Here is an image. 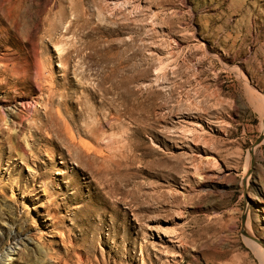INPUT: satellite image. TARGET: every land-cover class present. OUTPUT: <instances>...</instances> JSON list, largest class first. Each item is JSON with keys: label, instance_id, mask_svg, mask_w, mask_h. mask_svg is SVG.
Instances as JSON below:
<instances>
[{"label": "rangeland", "instance_id": "obj_1", "mask_svg": "<svg viewBox=\"0 0 264 264\" xmlns=\"http://www.w3.org/2000/svg\"><path fill=\"white\" fill-rule=\"evenodd\" d=\"M248 232L264 0H0V264H264Z\"/></svg>", "mask_w": 264, "mask_h": 264}, {"label": "bare ground", "instance_id": "obj_2", "mask_svg": "<svg viewBox=\"0 0 264 264\" xmlns=\"http://www.w3.org/2000/svg\"><path fill=\"white\" fill-rule=\"evenodd\" d=\"M29 106H31L30 103L22 102L21 104H19V107L22 110L28 108ZM247 234L254 245V249L257 251L258 255L261 256L262 263H264V246H262V244H260L259 242L255 241L252 237L253 235L250 232H248Z\"/></svg>", "mask_w": 264, "mask_h": 264}, {"label": "water", "instance_id": "obj_3", "mask_svg": "<svg viewBox=\"0 0 264 264\" xmlns=\"http://www.w3.org/2000/svg\"><path fill=\"white\" fill-rule=\"evenodd\" d=\"M261 138L256 142V145L259 144L261 142ZM243 222H244V219H243ZM244 233V232H243ZM245 235V234H244Z\"/></svg>", "mask_w": 264, "mask_h": 264}]
</instances>
